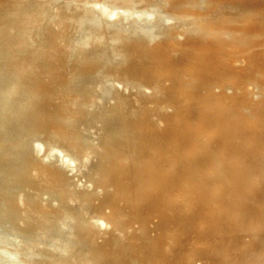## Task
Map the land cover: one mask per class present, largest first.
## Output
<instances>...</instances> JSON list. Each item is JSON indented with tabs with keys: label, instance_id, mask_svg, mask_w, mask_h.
<instances>
[{
	"label": "rangeland",
	"instance_id": "374dc122",
	"mask_svg": "<svg viewBox=\"0 0 264 264\" xmlns=\"http://www.w3.org/2000/svg\"><path fill=\"white\" fill-rule=\"evenodd\" d=\"M162 1L0 0V264H55L63 254L71 258L68 261L75 258L71 257L74 252L70 248H75V252L86 251L84 242L78 243L82 239L80 222L75 223L78 220L72 217L84 215L88 210L93 212L89 219L94 226L101 230L109 227L102 219L104 223H100L97 206L89 204L86 195L93 188L94 193L99 192L95 184H99L102 176L101 160L107 153L115 156V150L122 151L117 153L126 158L137 157L154 166L147 170V177H151L147 183L151 185L155 179L154 190L149 186L147 192H157L162 199L152 209L149 207L153 203L144 207L147 217L142 230L155 235L158 245L148 252L120 245L125 263L114 260L103 264H153L147 259L163 254L172 264L180 257L179 250L184 253L197 246L196 253L205 254V248L200 246L202 241L223 238L224 233H210L211 226L201 220L220 218L229 224L236 223L239 220L236 212L225 214L226 203L237 195L264 197V180L251 177L248 171L242 172V162L232 156L237 148L242 153L255 152L258 143L254 135L262 124L246 127L249 140L244 145L235 136L236 128L224 127L225 131H233L232 136L230 131L224 135L222 130L219 134L212 133L208 122L213 108L187 104L188 112L176 114L175 119L168 120L170 126L163 127L162 118L172 116L182 97L178 83L184 89L190 85V78L179 75L171 82L176 86L169 88L156 77L151 78L159 69L150 59L145 63L146 70H150L143 77L146 80L125 66L131 54L130 45L167 36L162 26L173 18ZM98 2L109 9L119 7L120 15L107 17L95 10L86 11ZM136 53L135 57L141 58ZM201 119L207 125L197 127V120ZM65 125L62 133L53 130ZM149 144L153 145L151 151L147 150ZM67 161L70 165L74 163L69 166ZM36 164H52L65 175L66 187L52 184V179L48 181L50 177L40 176L51 186H44L38 176L39 182L37 177H31ZM161 182L167 190L159 185ZM30 200L34 203L29 204ZM166 208L175 217L190 222L184 224L187 230L177 245L169 239L173 232L166 226L173 224ZM28 220L33 227L25 223ZM48 220L52 221L51 229ZM157 224L165 228L156 231ZM252 225H248L249 230ZM249 232L244 233L243 240ZM253 250L249 255L254 257L257 251L254 247Z\"/></svg>",
	"mask_w": 264,
	"mask_h": 264
},
{
	"label": "bare ground",
	"instance_id": "6f19581e",
	"mask_svg": "<svg viewBox=\"0 0 264 264\" xmlns=\"http://www.w3.org/2000/svg\"><path fill=\"white\" fill-rule=\"evenodd\" d=\"M162 3L165 4L169 17L173 18L169 24L162 26V32H166L167 36L153 42H141L130 45L132 47L130 50L131 54L127 58L125 66L137 72L142 80H146L143 77L146 76L147 72L150 73V70H146L145 63L150 59L151 64H157L155 68L159 69L156 71L154 69L158 73L151 78L156 77L158 82L169 88L172 85L176 86L171 82L179 75H187L190 78V85H187L184 89L181 87L182 84L178 83L182 89V97L172 116L168 115L162 118L161 125L163 127L168 128L170 126L168 120L172 117V119H175L176 114H184L186 110L188 112L189 107L187 108V106L189 104L193 107H198L200 104L203 108H213L214 110L209 115L211 120L210 122L207 121L212 125L208 126V128H213L212 133L219 134L222 130V135H224L230 131H225L224 127L236 128L234 130L235 136L244 145L249 140V133H247L246 127L252 128L255 125L259 127L262 124L261 127L263 128L260 127L258 134L255 133L256 135H254V141L256 144L258 143L255 152L252 154L248 152L242 153V150L237 148L232 152V156L242 162V172L244 170L248 171L251 173V177L264 180V0H163ZM43 10L47 11V8L43 7ZM89 10H95L100 15L107 14V17L120 15L119 7L109 9L106 5L99 2L90 6L86 11ZM121 12L123 14L124 11L122 10ZM0 18L2 17L0 16ZM0 26L2 27V25ZM136 52L140 54L141 58L135 57L134 54H137ZM193 101L194 103L191 104ZM149 118H153V115H149ZM197 122V127L202 124L207 125L202 119L197 120ZM215 122L219 123L216 125ZM189 124L190 122L188 121L186 124L188 128L190 127ZM222 127L223 129H221ZM53 130L62 133L66 130V125L54 127ZM186 130L184 129L182 132L185 133ZM72 131L69 132L72 133ZM231 131L229 132L230 136L233 133ZM261 132L263 135L260 134ZM152 146V144H149L147 150L151 151ZM107 148L111 149V147ZM115 152L117 155L115 154L114 156V154L107 153L104 159L101 160L102 166L99 170H102V173L100 174L99 172L97 176L99 174L102 176L98 180L99 184H95L99 192L94 193L93 188V191L86 195L87 202L97 206L95 210L97 214H95L100 218L98 219L100 223L106 221L109 227L106 230H101L100 227L94 226L90 221L91 219H89L92 217L93 212L88 210L84 215L80 214L78 217H72L75 221L78 220L75 223L80 222L79 230H82L80 236L82 239L78 242V236L77 242L81 243L83 241L87 247H85L86 251L75 252V248H70L71 252L74 253H71L70 250L68 251L71 253V257L74 256L75 258L68 261L71 258L68 256L63 257V254L61 258H64V260L60 261V258L59 262L55 264H103L104 261L114 260L125 263L123 250L118 246L132 245L134 248H138V251L148 252L158 245L155 235L149 232L145 233L142 230L147 217L144 207H147V203H153L149 207L152 209L162 199V196L157 192H147L149 186H152L154 190L155 179L153 180L154 184L151 183L149 185L147 183V179H151V177H147V170L154 166H151L143 159L137 157L130 159L122 156V153H117L122 151L115 150ZM65 157L63 158L65 159ZM68 161L66 162L67 164L70 163ZM72 163L74 162H71V165ZM37 164L30 172L32 173L31 177L43 176V179L50 177L48 181L52 179L54 182L52 184L54 185L56 183L61 186L65 184V175L56 171L57 169L52 164L44 166H38ZM42 164L44 163L41 162ZM68 165L71 166L70 164ZM74 166L73 164L72 167ZM155 168L163 167L157 166ZM182 169L180 168V170ZM104 170L106 173H104ZM38 177L37 181L39 180ZM41 177L42 182L43 179ZM45 181L47 183V180H43V184H45ZM48 184L50 183L48 182ZM159 185L164 190L168 189L164 182ZM63 187L66 186L63 185ZM47 188L50 189L46 187V190ZM255 196L237 195L225 204L226 208L223 209L225 214L232 215L236 212L237 218H239L236 223L229 224L220 218H215L216 220L213 218L206 219V221L201 220L211 226L210 233L223 232V238H211V241L205 238L207 240L202 241L204 243L200 244L203 247L202 249L205 248V254L196 253L195 250L199 249V246L186 250L184 253L179 250L178 256L180 257L172 264H181L179 260L183 261V264H264V245L262 246L264 241V197L256 199ZM23 199L27 200L26 198ZM31 201L34 203L33 200L28 203L33 204ZM142 201L144 206L140 207ZM47 202L50 203L51 201ZM40 204L39 206H41ZM50 208L52 207L50 206L47 210H50ZM60 210L58 211L60 212ZM166 210L167 217L173 224L171 227L166 226L167 229L173 232L169 239L173 241L174 245H177L184 237V231L187 230L184 224L190 222L186 219L187 222L184 219L181 220L179 217H175L171 210L167 208ZM45 212L48 213V211ZM20 213L24 214L23 211ZM20 216L23 217L22 215ZM101 219L103 220L102 222ZM14 220L17 219L14 218ZM201 221L199 225H201ZM28 222L29 220L25 221L27 225L29 224L28 227H33V223ZM50 222L51 225L49 223L50 226H47L51 229L53 224L52 221ZM73 223L74 221L71 224ZM22 224L24 226V223ZM249 224L254 225H252L253 227L250 230L248 228ZM18 227L22 228V225H18ZM73 227H75L74 224ZM155 228L157 231L159 228L165 227L157 224ZM247 231H250L246 234L248 238L243 240L244 233ZM209 236L212 237L214 234ZM71 239L69 240L70 242ZM260 240L261 242H259ZM253 247L257 251L254 257L249 255L254 252ZM69 252L66 251L67 254ZM167 257L166 255L164 257L163 254L161 257H151L147 260L153 264H169L171 261L169 262ZM135 259L139 260V257H135Z\"/></svg>",
	"mask_w": 264,
	"mask_h": 264
}]
</instances>
